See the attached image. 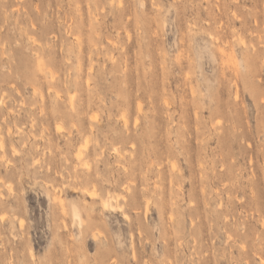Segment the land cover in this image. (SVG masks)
Returning <instances> with one entry per match:
<instances>
[{"label":"rangeland","instance_id":"rangeland-1","mask_svg":"<svg viewBox=\"0 0 264 264\" xmlns=\"http://www.w3.org/2000/svg\"><path fill=\"white\" fill-rule=\"evenodd\" d=\"M0 144V264H264V0H0Z\"/></svg>","mask_w":264,"mask_h":264},{"label":"bare ground","instance_id":"bare-ground-1","mask_svg":"<svg viewBox=\"0 0 264 264\" xmlns=\"http://www.w3.org/2000/svg\"><path fill=\"white\" fill-rule=\"evenodd\" d=\"M59 127H60V129H61V125L59 126H57V128L59 129ZM64 127V126H63ZM63 127H62V129H63ZM0 146H1V144H0ZM3 146V145H2ZM1 149H2V147H1ZM114 199V198H113ZM112 199V203H113V201L114 200H117V199H114L113 200ZM111 200V199H110ZM114 203H115V201H114ZM102 204H103V208L105 209H107V207H109V208H112L113 207V204H111V203H109V200H103V202H102ZM115 207H116V205H114ZM114 207V208H115ZM121 207V206H120ZM116 208H118V206L116 207ZM119 209V208H118ZM117 210V209H116ZM121 210V209H120ZM127 215V218H128V214L127 213H124V216H126ZM0 217H1V215H0ZM1 219V218H0ZM2 219H3V215H2ZM24 221L25 220H23V219H20V226H23V224H24Z\"/></svg>","mask_w":264,"mask_h":264}]
</instances>
